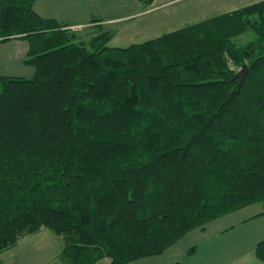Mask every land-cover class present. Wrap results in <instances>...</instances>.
<instances>
[{
    "label": "trees",
    "instance_id": "1",
    "mask_svg": "<svg viewBox=\"0 0 264 264\" xmlns=\"http://www.w3.org/2000/svg\"><path fill=\"white\" fill-rule=\"evenodd\" d=\"M34 3L0 0V40H27L35 68L0 75V254L46 226L65 264H129L247 205L264 216V0L126 46Z\"/></svg>",
    "mask_w": 264,
    "mask_h": 264
},
{
    "label": "crops",
    "instance_id": "2",
    "mask_svg": "<svg viewBox=\"0 0 264 264\" xmlns=\"http://www.w3.org/2000/svg\"><path fill=\"white\" fill-rule=\"evenodd\" d=\"M257 1L216 0L215 3L221 8L227 7L220 12L223 13ZM154 2L146 6L139 0H35L34 8L41 16L56 19L69 29L109 26L117 34L122 27L135 33L143 18H149L155 10ZM195 2V15L202 14L205 9L214 10L210 5L204 8L203 4L198 5L200 1ZM28 50L29 43L23 38L0 40V75L33 76L35 68L24 62ZM261 212L260 203L247 205L189 231L160 255L129 264H264L255 256L257 243L264 239ZM190 249L194 250L189 252ZM95 264L113 263L111 258L103 257Z\"/></svg>",
    "mask_w": 264,
    "mask_h": 264
},
{
    "label": "rangeland",
    "instance_id": "3",
    "mask_svg": "<svg viewBox=\"0 0 264 264\" xmlns=\"http://www.w3.org/2000/svg\"><path fill=\"white\" fill-rule=\"evenodd\" d=\"M195 1L197 0L153 1L155 10L148 15L149 18L147 16L143 18L142 25L136 27L135 33H129L122 27L118 29L119 33L114 34V30L109 26H88L70 29V31L76 32L75 35L78 40L87 41L102 30H107L113 33L108 45L126 46L131 42H141L159 36L164 32L197 22V20L200 21L199 18L203 19L220 14L221 11L227 8L219 7V4L215 3L216 0H213L212 3L211 0H198L200 1L198 5L203 4L204 8L210 5L214 10L205 9L202 14L195 15L193 14V10L197 7ZM253 38L254 35L251 32H245L238 35L235 40L239 44H244ZM63 247V235L46 226H41L35 232L21 235L15 245L2 252L0 254V264H65L61 257Z\"/></svg>",
    "mask_w": 264,
    "mask_h": 264
},
{
    "label": "water",
    "instance_id": "4",
    "mask_svg": "<svg viewBox=\"0 0 264 264\" xmlns=\"http://www.w3.org/2000/svg\"><path fill=\"white\" fill-rule=\"evenodd\" d=\"M249 70L248 64L244 63L242 67L236 72L233 79L238 80V85L241 84Z\"/></svg>",
    "mask_w": 264,
    "mask_h": 264
}]
</instances>
